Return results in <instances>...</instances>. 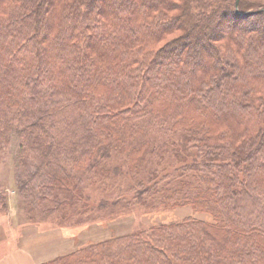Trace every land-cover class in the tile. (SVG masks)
I'll list each match as a JSON object with an SVG mask.
<instances>
[{
	"label": "trees",
	"instance_id": "1",
	"mask_svg": "<svg viewBox=\"0 0 264 264\" xmlns=\"http://www.w3.org/2000/svg\"><path fill=\"white\" fill-rule=\"evenodd\" d=\"M243 1L0 0V138L6 111L41 127L68 104L90 115L97 141L67 161L121 153L137 168L151 147L131 121L157 119L181 132L176 156L198 154L184 168L194 182L163 204L215 220L151 225L42 264H264V3Z\"/></svg>",
	"mask_w": 264,
	"mask_h": 264
},
{
	"label": "rangeland",
	"instance_id": "2",
	"mask_svg": "<svg viewBox=\"0 0 264 264\" xmlns=\"http://www.w3.org/2000/svg\"><path fill=\"white\" fill-rule=\"evenodd\" d=\"M251 2L264 3L263 0H244V7L259 5ZM254 24L263 29V23ZM180 35L168 40H176ZM203 44L193 41L192 46L201 50ZM177 49L179 51L180 47ZM197 61L194 69L203 66ZM6 114L9 134L6 139L0 138V223L4 235L12 238L0 248V257L15 251L18 242L14 237H19V231L26 225L70 230L92 225L96 230L99 226L93 225L102 224V234L93 237L96 240L127 235L186 217L215 222L211 214L197 212L191 206L171 208L163 204L171 189L179 190L194 182L192 173L184 168L198 157L192 147L189 153L181 152L179 157L174 154L181 149V132L172 130L170 125L151 117L131 121L133 129L138 127L142 131L137 144L149 141L151 147L137 168L128 166L125 154L115 153L96 167L78 169L69 158L65 159L69 157L65 153L74 147L90 149L97 141L90 130L96 124L90 123L86 110L67 104L41 127H28L17 109L8 110ZM57 178L71 183L69 191L60 190L55 184ZM141 189L146 192L139 199L136 196ZM71 197L79 202L73 205ZM68 200L70 205L64 206L62 203ZM95 216V219L103 217L93 222ZM89 218L93 221L76 225ZM80 244L78 241L77 245Z\"/></svg>",
	"mask_w": 264,
	"mask_h": 264
},
{
	"label": "crops",
	"instance_id": "3",
	"mask_svg": "<svg viewBox=\"0 0 264 264\" xmlns=\"http://www.w3.org/2000/svg\"><path fill=\"white\" fill-rule=\"evenodd\" d=\"M83 229L56 228L46 229L41 226L26 225L19 231V237H14L18 244L14 252L0 257V264H42L58 256H63L76 251L86 243H96L111 237H101L94 240L93 237L101 235L102 224H94ZM0 223V248L12 237H6ZM78 232V234H76ZM47 235V236H46ZM81 241L80 246L77 245ZM88 245V244H87Z\"/></svg>",
	"mask_w": 264,
	"mask_h": 264
},
{
	"label": "water",
	"instance_id": "4",
	"mask_svg": "<svg viewBox=\"0 0 264 264\" xmlns=\"http://www.w3.org/2000/svg\"><path fill=\"white\" fill-rule=\"evenodd\" d=\"M238 4H239V0H237V6H238Z\"/></svg>",
	"mask_w": 264,
	"mask_h": 264
}]
</instances>
